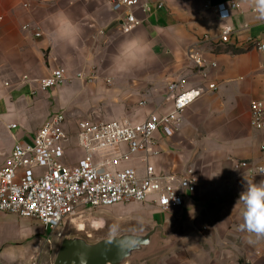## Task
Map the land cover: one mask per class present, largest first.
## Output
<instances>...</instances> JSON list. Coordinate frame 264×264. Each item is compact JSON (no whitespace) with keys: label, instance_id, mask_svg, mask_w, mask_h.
<instances>
[{"label":"crops","instance_id":"crops-1","mask_svg":"<svg viewBox=\"0 0 264 264\" xmlns=\"http://www.w3.org/2000/svg\"><path fill=\"white\" fill-rule=\"evenodd\" d=\"M262 1L141 0L133 9L141 24L124 33L121 18L128 10H114V0H0V169L15 145L31 142L57 112L64 111L69 122L143 121L171 109L168 84L184 78L189 88L204 93L172 136L158 134L163 154L157 162L174 172L193 166L199 185L182 208L163 212L148 204L154 220L163 215L162 223L155 220L160 226L170 212L186 217L166 234L171 254L162 264H264V236L244 227L241 198L244 176L259 184L264 174L237 166L264 165V130L253 126L251 114V102L264 100V50L258 48L264 44V15L253 11ZM231 2L238 4L231 17L219 18L214 6ZM145 5L153 10L145 11ZM61 15L78 28L74 44L55 37L53 21ZM227 25L233 32L223 43ZM133 40L141 48L117 72L114 61ZM191 53L217 66L204 76ZM58 68L66 69L68 80L56 88L33 92L35 85L25 80ZM212 83L216 89L209 88ZM48 256L47 232L39 220L0 211V264H46ZM127 264L159 263L146 256Z\"/></svg>","mask_w":264,"mask_h":264},{"label":"built area","instance_id":"built-area-1","mask_svg":"<svg viewBox=\"0 0 264 264\" xmlns=\"http://www.w3.org/2000/svg\"><path fill=\"white\" fill-rule=\"evenodd\" d=\"M140 3L141 0H114V10H128L121 18L124 33L132 32L141 24L133 12ZM162 6L158 4L157 8ZM237 6L236 2L220 3L214 9L219 18L227 19ZM144 10L150 12L153 7L145 5ZM253 11L264 15V1ZM232 32V26L223 27L221 41L229 42ZM258 48L264 50V44ZM190 59L204 76L208 67L217 66L199 53H191ZM78 77L83 78L84 74L79 73ZM93 79L91 76L86 80ZM25 80L35 85L33 92L46 91L64 84L68 74L65 68H58L46 77L25 76ZM209 88L217 86L212 83ZM203 93L201 88H189L187 81L179 78L168 84L167 96L172 107L166 113H152L143 121H80L76 146L82 155L70 143L72 132L65 112H57L31 142L17 143L0 169V211L39 220L46 228L47 242L53 243L65 237L72 216L88 209L125 201L151 203L163 212L184 207L187 198L197 191L199 177L191 165L177 172L159 168L157 160L163 149L158 134L172 136L187 108ZM251 114L253 126L264 130V100L251 102ZM260 147L264 152V141ZM237 166L247 168L251 175L260 174V169H264V165L252 166L249 161Z\"/></svg>","mask_w":264,"mask_h":264},{"label":"rangeland","instance_id":"rangeland-1","mask_svg":"<svg viewBox=\"0 0 264 264\" xmlns=\"http://www.w3.org/2000/svg\"><path fill=\"white\" fill-rule=\"evenodd\" d=\"M78 121L69 122L72 132L71 145L77 154L82 155V150L76 146V130ZM151 203L125 201L110 207L88 209L82 214L72 216L68 221L65 230V237L68 235H80L90 242H96L108 235L121 234L128 230L146 231L154 228L157 222H163V215H156L155 222L153 218V208ZM180 213L170 212L167 221L162 224L166 234H170L171 226L176 224H185L186 217L181 218ZM63 239H56L53 243H48L49 256L46 264H53L58 249ZM169 238H163L160 234L156 237V244L153 249L145 255L148 258H157V263H167L171 254ZM161 246H165L161 250ZM161 250V253L159 251ZM158 251V252H157ZM154 260V259H153ZM129 263V262H128Z\"/></svg>","mask_w":264,"mask_h":264},{"label":"water","instance_id":"water-1","mask_svg":"<svg viewBox=\"0 0 264 264\" xmlns=\"http://www.w3.org/2000/svg\"><path fill=\"white\" fill-rule=\"evenodd\" d=\"M158 234L167 238L160 225L146 231L108 235L96 242L80 235H68L63 238L53 264L136 263L153 249Z\"/></svg>","mask_w":264,"mask_h":264},{"label":"clouds","instance_id":"clouds-1","mask_svg":"<svg viewBox=\"0 0 264 264\" xmlns=\"http://www.w3.org/2000/svg\"><path fill=\"white\" fill-rule=\"evenodd\" d=\"M53 23L55 24V37L58 41L67 44L75 43L79 32L77 26L69 18L61 15ZM140 48L141 45L136 40L125 44L114 61L115 70L124 71L135 60L133 50H140ZM260 174H264V169H260ZM244 179L246 189L241 197L245 205L244 227L257 236H264V183H253L246 176Z\"/></svg>","mask_w":264,"mask_h":264}]
</instances>
